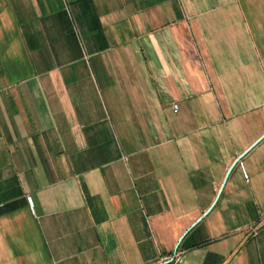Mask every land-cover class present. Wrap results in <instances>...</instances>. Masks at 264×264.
I'll return each mask as SVG.
<instances>
[{"label": "crops", "instance_id": "0c3cea01", "mask_svg": "<svg viewBox=\"0 0 264 264\" xmlns=\"http://www.w3.org/2000/svg\"><path fill=\"white\" fill-rule=\"evenodd\" d=\"M0 264H264V0H0Z\"/></svg>", "mask_w": 264, "mask_h": 264}, {"label": "built area", "instance_id": "2783aa9c", "mask_svg": "<svg viewBox=\"0 0 264 264\" xmlns=\"http://www.w3.org/2000/svg\"><path fill=\"white\" fill-rule=\"evenodd\" d=\"M173 109H174V110L177 109V104H173ZM239 164H240L241 167H242V162H241V161H239ZM243 175H244L245 178H247V175H246L245 171H243ZM26 199H27V202H28L30 208L32 209V207H33L32 197H31L30 195H27V196H26Z\"/></svg>", "mask_w": 264, "mask_h": 264}]
</instances>
